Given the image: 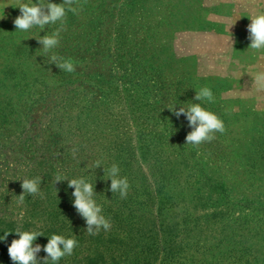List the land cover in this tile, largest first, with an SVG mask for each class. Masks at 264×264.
<instances>
[{"label":"rangeland","instance_id":"obj_1","mask_svg":"<svg viewBox=\"0 0 264 264\" xmlns=\"http://www.w3.org/2000/svg\"><path fill=\"white\" fill-rule=\"evenodd\" d=\"M6 2L12 6L0 7V100L14 111L10 124L0 118V239L10 232L0 240V264H14L8 247L19 239L17 228L41 232L59 224L58 212L65 211L67 238L79 244L86 221L69 180L81 177L111 218L97 245L103 255L113 252L105 264L141 261L145 244L153 251L147 264H264V92L252 90L250 75L264 71V53L248 49V17L264 12V0H80L54 50L76 73L51 63L37 40L59 23L18 31L20 10L15 0H0ZM25 82L28 102L50 93L59 100L67 82L86 90L78 88L85 95L77 108L54 116L16 105ZM204 86L214 103L194 99ZM192 102L217 114L224 133L186 144L187 117L167 107ZM96 160L101 167H89ZM113 163L128 178L126 199L105 180ZM56 175L66 179L54 184ZM37 176L42 195L19 202L22 179Z\"/></svg>","mask_w":264,"mask_h":264},{"label":"clouds","instance_id":"obj_2","mask_svg":"<svg viewBox=\"0 0 264 264\" xmlns=\"http://www.w3.org/2000/svg\"><path fill=\"white\" fill-rule=\"evenodd\" d=\"M15 4V7H18L20 10V15L13 22L18 31L27 32L34 27H38L41 31H44L46 26L59 23L60 26L50 34L47 33L36 39L43 46L42 52L45 55L52 53L50 56L51 63H54L61 71L68 73L75 72L76 65L74 62L70 58L65 59L57 56L54 50L59 47L61 33L66 30L65 23L67 14L69 12L74 15L79 14L81 10L80 0H62L61 3H54L51 0H37L36 3H33L32 0H27V2H24V0H15ZM9 5L12 6L8 2L0 3V7H3V9ZM2 18L3 15L0 16V19ZM248 18L251 20V23L248 25V32L250 33L249 39L251 41L248 49H251L254 53H264V12ZM230 41L233 47L231 37ZM250 75L252 77V90L264 92V71H257ZM194 99L199 102H215L214 94L211 88L207 86L201 87L196 91ZM167 108L177 117L181 114L187 117L192 131L186 136V144L199 146L205 142L213 141L216 138L215 134L217 132L224 133L225 131L223 120L214 112L203 107L201 103H188L186 106L179 107L178 110L176 105H171ZM101 165L102 160H96L89 167L99 168ZM104 173L106 175L105 180H111L110 191L112 193H118L121 199H126L130 184L127 177L120 176L119 166L113 163L109 168H104ZM64 179L66 178H63L61 175H56L54 177V184ZM41 183V176L22 179L21 188L23 191L18 196L19 202L22 203L24 201L25 194L32 196L42 195L40 192ZM69 187L75 189L72 193L75 197L74 206L86 221L87 227L85 232L88 235H98L101 230L109 231L112 226L111 221L103 215L102 206L94 199V185L81 177L78 179H70ZM14 232L19 236V239H13L8 247L10 259L14 264H39L36 254L41 251V245L35 244L34 246V241L38 236H44L43 232L23 231L20 228H17ZM9 233L6 232L0 240H6ZM77 246L78 242L75 236L65 238L62 235L53 234L48 239V243L43 246V251L47 253L43 264H48L49 259L53 264H56L63 257L71 256Z\"/></svg>","mask_w":264,"mask_h":264},{"label":"trees","instance_id":"obj_3","mask_svg":"<svg viewBox=\"0 0 264 264\" xmlns=\"http://www.w3.org/2000/svg\"><path fill=\"white\" fill-rule=\"evenodd\" d=\"M65 52L69 53L68 48L65 49ZM73 73H76V72H73ZM72 84H73L72 82H67V83H64L63 86H60L62 87L64 94L60 96L59 100L57 99V97L56 98L54 97L53 93L52 94L50 93L46 97L39 96V98H34V100L30 99V102H28L27 97L25 98L26 95L24 91L26 90V88H29V87H28V82H25L23 86L21 87L22 88L21 92L18 93V95L14 97L15 99H17L16 105L21 106V107L27 106L28 112H34L38 110L39 108H45L46 112L52 111V114L54 116H57L60 112L61 114L64 115L68 111L73 109V107L77 108V106H79L81 102V97L85 95V94H82V92L80 93L78 91L79 87L84 88V91H85L86 90V88L84 87L85 84L78 82V85L76 87H72ZM13 111H14V108L10 100L6 102L5 100H0V113H1L0 118L2 120V123H5V124L11 123L10 117L13 114ZM29 119L31 118L29 117ZM3 143L4 142L3 140H1V136H0V149L4 147ZM50 160L53 164L57 163L56 159L51 158ZM70 201L71 200H65L64 206L67 205ZM96 202L98 203V200H96ZM100 205L105 206V203L101 201ZM70 211H72L71 206L67 207L66 214H70L71 216L70 220L72 221L74 213H71ZM63 213H65V211H63ZM63 213L58 212L56 214V216L60 218L59 224H57L56 222L54 223L51 222L49 225H47V227L43 229V231H41L43 232L44 236H38L36 240L34 241V246L35 244L41 245V251L36 254L39 264H43L44 258L47 257V253L43 251V246H45L48 243V239L53 234L62 235L65 238H67L66 231L69 230L70 228L67 227V224L63 222V218L65 216V214ZM103 215L106 218L111 219L110 216L107 215L106 211H103ZM79 217L83 218L80 214H79ZM86 227H87V224L86 225L84 224L82 228L79 227L81 228V232L79 233V237H78L79 244L77 246V249L75 248V251L72 254L73 256H69L67 258L68 260L66 261H65V257H63L60 261L56 262V264H105L107 261L106 257L112 258L113 252H107L109 254L103 255L102 253H100L99 249H97L98 243H101L102 235H103L102 233L104 230H101L98 235H88L85 232ZM112 241L113 240L111 239L107 240L108 243ZM83 244H87V247L82 246ZM145 246L147 247V249L142 248V260L138 261L137 259H135L136 262H133L132 260L131 261L132 263L130 262L129 264H147L148 263V256L153 251H152V247L150 248L148 244H145ZM171 246L172 247L170 248L171 250H169V253H171L172 255L173 252L175 253L178 250V245H174L173 243ZM94 253H96L95 254L96 256H93ZM79 255H81V258H79ZM83 260H85V263ZM48 264H53V262L50 263L48 261Z\"/></svg>","mask_w":264,"mask_h":264}]
</instances>
